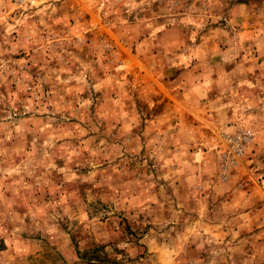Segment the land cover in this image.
Listing matches in <instances>:
<instances>
[{
    "label": "rangeland",
    "instance_id": "374dc122",
    "mask_svg": "<svg viewBox=\"0 0 264 264\" xmlns=\"http://www.w3.org/2000/svg\"><path fill=\"white\" fill-rule=\"evenodd\" d=\"M210 69L227 105L179 154L148 120ZM253 177L264 0H0V264H264Z\"/></svg>",
    "mask_w": 264,
    "mask_h": 264
},
{
    "label": "crops",
    "instance_id": "0c3cea01",
    "mask_svg": "<svg viewBox=\"0 0 264 264\" xmlns=\"http://www.w3.org/2000/svg\"><path fill=\"white\" fill-rule=\"evenodd\" d=\"M223 73L226 74L223 70L215 71L210 69L201 73H196L195 71L191 72L188 70L186 75L183 73L179 75L177 80H175V91H169L165 88L171 102L168 101V103L164 105L166 108L163 112L154 113V116H152L148 122H168L177 124V126H180V129L185 126L190 128L191 134H189V138L176 140L177 142L179 141L178 144L181 145L180 148L176 150L179 154H182L183 147H189L194 136L198 139V129L200 127L204 128L201 124H208L210 120L214 119L213 117H215L216 111L227 105L224 103L222 93V91L225 90L222 88V81L227 80V75ZM174 79L175 77L172 78V81ZM182 79H185V81L182 82ZM179 81H181V84L177 85ZM180 134L178 131L177 136L181 137ZM195 142L198 143V145H202L198 142V140H195ZM250 179L253 180L252 186L254 189L256 186H258L259 189H262L261 184H264V182H258L254 177ZM240 200L245 204L250 203V201L253 204H259L264 202V197H259V195H242ZM230 213L233 212L230 211ZM261 213H264V210H262V208L258 205H254L252 208L247 207V209L240 210L238 212L237 219H242V221H244L243 225L246 226L251 223V219L256 218L257 215ZM263 216L264 215H260L259 217L261 218Z\"/></svg>",
    "mask_w": 264,
    "mask_h": 264
},
{
    "label": "built area",
    "instance_id": "2783aa9c",
    "mask_svg": "<svg viewBox=\"0 0 264 264\" xmlns=\"http://www.w3.org/2000/svg\"><path fill=\"white\" fill-rule=\"evenodd\" d=\"M9 2L17 7H27V6L32 5L34 3V0H9ZM240 153H241V146L238 148H235L234 154L230 156V158L233 159L234 156H238Z\"/></svg>",
    "mask_w": 264,
    "mask_h": 264
}]
</instances>
